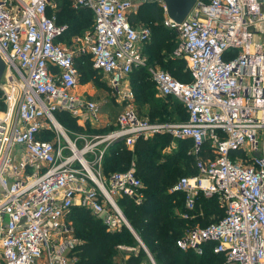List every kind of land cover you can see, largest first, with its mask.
Listing matches in <instances>:
<instances>
[{
	"label": "built area",
	"instance_id": "built-area-1",
	"mask_svg": "<svg viewBox=\"0 0 264 264\" xmlns=\"http://www.w3.org/2000/svg\"><path fill=\"white\" fill-rule=\"evenodd\" d=\"M139 3L71 0L73 8L91 12L92 29L67 41L66 25L57 24L53 13L56 1L0 0L6 72L0 81L2 264H72L74 206L110 232L125 226L133 234L117 200L143 201L134 163L108 175L102 165L113 151L155 134L192 142L197 172L179 177L170 189L183 194L179 215L202 213L199 197L215 199L224 211L217 221L189 228L176 246L202 254L212 243L225 264H264V0H196L179 23L160 2L164 24L179 38L173 54L185 59L191 80L158 69L151 75L158 95L180 102L187 118L148 121L127 106L113 121L101 122L97 103L79 91L75 58L87 55L106 85L120 93L134 67L149 65L143 52L149 25L131 21ZM58 111L114 128L91 137L71 133L57 121ZM143 245L149 264H156ZM116 247L124 257L136 251Z\"/></svg>",
	"mask_w": 264,
	"mask_h": 264
},
{
	"label": "trees",
	"instance_id": "trees-1",
	"mask_svg": "<svg viewBox=\"0 0 264 264\" xmlns=\"http://www.w3.org/2000/svg\"><path fill=\"white\" fill-rule=\"evenodd\" d=\"M57 2V8L53 10L57 24H65L66 32L63 38L68 41L69 38L79 34L82 29L92 24L91 12L85 8H73L71 0H54ZM207 1V0H204ZM140 5L145 7L142 16L134 13L131 15L132 22H145L151 24L156 22V31L159 35L157 43L152 40L153 30L143 52L147 56L148 63L154 60L167 68V72L175 79L183 82L191 80L189 71L182 69V61L173 55L164 58L165 50L172 51L175 48L172 43L171 35H167L170 30L164 24L163 8L160 2L145 3ZM47 13H51L48 8ZM162 13V14H161ZM144 20V21H142ZM154 25V24H153ZM151 26V25H150ZM166 33V34H164ZM173 52V51H172ZM75 67L80 74V83L86 82L92 78L95 69L91 67V61L87 55H81L75 58ZM144 67H134L129 73V79L137 72L136 84H140L134 89L138 101L150 100L148 110L149 117L156 121H184L187 118L186 111L182 104L177 100L166 97L149 96L146 90V78L143 76ZM181 79V80H180ZM148 83V81H147ZM156 89L155 82L152 80L148 83ZM157 91V90H156ZM2 102L0 101V106ZM178 114L179 118L170 120L171 116ZM71 116L68 112L58 111L55 113L57 121L61 124L60 119L63 116ZM74 118L73 116H71ZM70 124L74 126L73 120ZM62 125V124H61ZM89 126V125H88ZM96 128V127H93ZM92 128V129H93ZM103 127H98L100 130ZM77 129H82L77 125ZM48 138L49 136H43ZM171 137L167 134H155L148 138L136 139L133 147H124L122 150L113 151L107 155L103 161V173L108 175L114 171L125 170L129 164L132 155H136L135 170L136 175L143 181V201L140 204L135 203L132 199L125 196L117 200L124 216L138 234L144 243L156 264H225L223 254L215 253L212 250V243L204 246L202 254H196L193 251H182L176 246V239L183 235L185 229L193 226L195 220L179 218L176 210L184 211L183 194L180 192L170 191L172 185L181 176L195 174V158L188 152L189 146L192 145L190 140H180L176 151L167 155L163 159H157L155 150L156 141L166 140ZM154 140L155 142H152ZM206 145H203L205 148ZM176 165L185 166V174L176 177L174 173L180 169L174 168ZM182 171V172H184ZM176 179V180H175ZM142 187V186H141ZM205 218L197 217L203 225L217 221L224 214L223 208H220L215 199H204L199 197ZM214 214L213 219L208 220V216ZM69 220L71 221L74 236L79 238L81 243L75 244L71 254L75 259L72 264H149L145 251L137 243L134 235L130 230L123 226L118 232L105 230V226L100 220L96 219L91 213L82 207H72ZM118 244H125L137 247L135 252L124 254L117 250Z\"/></svg>",
	"mask_w": 264,
	"mask_h": 264
},
{
	"label": "rangeland",
	"instance_id": "rangeland-1",
	"mask_svg": "<svg viewBox=\"0 0 264 264\" xmlns=\"http://www.w3.org/2000/svg\"><path fill=\"white\" fill-rule=\"evenodd\" d=\"M143 12H145V7L143 5H140V3L137 4L136 9H135L136 15L140 14V16H142ZM162 15L164 16V14H162ZM142 21H144V20H142ZM140 23H145V22H140ZM156 24L157 23L154 21L151 24H148L150 30L152 27V30H153L152 40L155 42V44L157 43V38L159 37V35L156 31V28L154 27V26H156ZM91 29H92V24H90L87 28L82 29V31L79 34H76L75 36L81 37L83 35V32L90 31ZM164 34H166V33H164ZM167 35H171V37L173 38L172 43L174 42L175 47H176L178 42H179L177 32L175 30H173V31L170 30V32H168ZM75 36H72V37H75ZM172 51H173V49H172ZM172 51L169 52V51L165 50V55H163L164 58L166 59V58H169L167 56L173 55L174 57L180 59L182 61V69L185 72H187L188 69H187L185 59L175 56ZM157 69L168 71L167 68H165V66L156 63L154 60H150L149 65L147 67H144V69H142L145 72V74H143V76L146 78L148 83H151V81L153 80L151 72L154 70H157ZM5 73L6 72H4L2 79H1L2 82L5 81V79H6ZM136 73L137 72H135V75H133L131 77V79H129V81L126 84L122 85L120 93L111 90L106 85L104 76H102V74H99L96 70H95L91 79H89L86 82L81 83V89L82 90H80V92L86 96H90L91 98H93V100L99 106V108H100L99 110H100V114H101V119H100L101 122L105 121L107 117H109L111 120H113L112 117L119 110H121L127 106L132 107L135 110V112H137V115L139 118H142V119H145L148 121H156L154 119L152 120L148 114V110H149V106H150L149 105L150 100H148V99L145 101L136 100L137 94L135 93L134 89L140 85L139 83L136 84V82H137L136 78L138 75ZM147 81H146V90L150 93L149 96L153 95L155 98L156 97L161 98L158 95L156 89H154L151 85H149L147 83ZM1 94H2V91L0 89V100H1ZM0 108L3 109L4 105L1 104ZM178 114H180V113L177 112L176 115L171 116L170 120L178 119L179 118ZM70 115L73 116L72 114H70ZM71 116L66 115L60 119L62 126L65 127L66 129H68L69 131H71V133L84 134L88 137H91L94 134L95 135L96 134H106L109 130L114 128L113 124L110 126H106V125H101L103 123H97L95 126H91V125L87 124L86 122L80 123V121L75 116H73L74 118H72ZM71 120H73L74 126L70 124ZM77 125L80 126L82 129H77ZM93 127H96V128L103 127V128H101L100 130L97 131L96 128H93ZM155 141H156L157 145L154 148H155L156 152L158 153L157 159H160V160L165 158L167 155L173 154V152L177 150V148L180 144L179 140L173 139V138H170L168 141H166V140H160V141L155 140ZM155 141L152 140V142H155ZM187 148H188V152H191L193 154V160H194L195 153L193 152V146L191 145ZM135 160H136V155H132L130 162L134 163V167L136 164ZM174 168L180 169L178 172L174 173L175 178L185 174V171H186V170L184 171L185 166L176 165V166H174ZM182 171H184V172H182ZM143 186H144V183L142 181V187H141L142 194H143ZM74 207H77V206H74ZM176 213L178 214L177 216L179 218H182L179 215V213H180L179 209L176 210ZM214 216H215L214 214H210L207 219L208 220L213 219ZM197 217H202V219L205 218L204 211H202V213H200V214H196L194 216H191L189 218H184V219L191 220V221L195 220L193 226L202 225V223L200 221H197ZM193 226H189L188 229L193 227ZM188 229H185V231H187ZM73 235H74V232H73ZM76 239H77V244L81 243L82 240H80L79 238H76ZM136 241L140 245V243L138 242L137 239H136ZM136 249H137V247H136Z\"/></svg>",
	"mask_w": 264,
	"mask_h": 264
},
{
	"label": "water",
	"instance_id": "water-1",
	"mask_svg": "<svg viewBox=\"0 0 264 264\" xmlns=\"http://www.w3.org/2000/svg\"><path fill=\"white\" fill-rule=\"evenodd\" d=\"M140 1L141 3L162 2L165 7L166 16L172 21L179 23L187 15V13L189 12L190 8L193 6L196 0H140ZM4 70H5V62L0 56V81L4 74ZM132 232L134 237L138 240V242L141 243V245H143V242L141 241L140 237L134 232V230H132ZM143 246L144 249L147 250L145 245Z\"/></svg>",
	"mask_w": 264,
	"mask_h": 264
},
{
	"label": "crops",
	"instance_id": "crops-1",
	"mask_svg": "<svg viewBox=\"0 0 264 264\" xmlns=\"http://www.w3.org/2000/svg\"><path fill=\"white\" fill-rule=\"evenodd\" d=\"M80 90H82V89H81V86H80V89H79V91H80ZM106 117H107V116H106ZM112 119H114V116L112 117ZM106 120H108V121H113V120H111L109 117H107V118H106ZM0 264H2V261H1V259H0Z\"/></svg>",
	"mask_w": 264,
	"mask_h": 264
}]
</instances>
